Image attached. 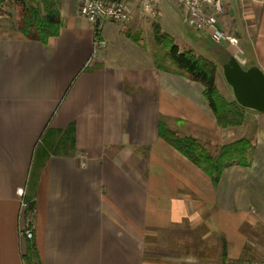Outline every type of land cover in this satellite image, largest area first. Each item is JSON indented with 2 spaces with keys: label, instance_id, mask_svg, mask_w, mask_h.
Returning <instances> with one entry per match:
<instances>
[{
  "label": "crops",
  "instance_id": "crops-1",
  "mask_svg": "<svg viewBox=\"0 0 264 264\" xmlns=\"http://www.w3.org/2000/svg\"><path fill=\"white\" fill-rule=\"evenodd\" d=\"M57 5L60 31L46 43L17 27L18 34L0 35V264H25L29 240L42 264H146L150 233L182 224L208 235L220 264L262 258L264 113L246 109L253 122L245 133L248 161L226 165L214 181L159 132L160 122L199 139L228 131L203 85L167 51L171 67L158 64V53L142 41V30L153 28L155 43H162V25L147 19L161 12L152 18L134 1L132 29L123 32L118 22L90 23L80 15V0ZM224 6L220 26L240 46H220L264 71V0H224ZM183 24L189 29L168 35L180 51L206 57L209 34ZM113 43L124 62L110 60ZM20 187L33 210L22 211Z\"/></svg>",
  "mask_w": 264,
  "mask_h": 264
},
{
  "label": "trees",
  "instance_id": "trees-1",
  "mask_svg": "<svg viewBox=\"0 0 264 264\" xmlns=\"http://www.w3.org/2000/svg\"><path fill=\"white\" fill-rule=\"evenodd\" d=\"M21 11L17 30L24 36L46 43L50 37L56 36L61 27V15L57 0H20ZM166 45L167 52L174 64L190 79L204 87V96L213 110L221 127L240 125L244 120L246 109L241 107L235 99L228 101L220 92L216 84L217 70L221 64L232 56L223 46L215 45L214 51L207 50L209 57L196 56L193 51H180L179 47L168 34L159 36ZM216 53V54H214ZM214 54V56H213ZM212 55V57H211ZM251 50H248V57ZM249 57V58H250ZM256 64L250 60L248 64ZM179 124L181 121L177 120ZM160 135L173 147L185 155L217 181L223 168L233 163L246 164L247 150L250 141L246 138L238 139L223 145L218 153L211 154L200 142L191 136L177 135L164 122L159 125ZM29 211L35 204L31 199L26 200ZM25 264H42L37 246L29 240L24 253Z\"/></svg>",
  "mask_w": 264,
  "mask_h": 264
},
{
  "label": "rangeland",
  "instance_id": "rangeland-1",
  "mask_svg": "<svg viewBox=\"0 0 264 264\" xmlns=\"http://www.w3.org/2000/svg\"><path fill=\"white\" fill-rule=\"evenodd\" d=\"M171 4V1H169V3H161V6H159L161 12L160 17L157 19H147L148 22H152L154 20H158L160 22V25H162L160 30L161 35L164 36L170 33L171 35H176L178 37L179 31H182V29L186 30L188 27L183 24L182 12L177 7L172 6L173 4ZM20 11V0H0L1 36H12L18 34L16 27L20 19ZM143 17L144 16L141 13L136 16L138 19H143ZM131 29L132 23L123 28V32H128ZM151 29L152 30H149V28H144L142 30V41L146 42L148 50L152 55H155L154 53H158V55H155L157 57L156 61L158 64H162V66H168L170 68L171 64L168 62L167 57H163L167 51V47L166 45H163L164 43L162 41V43H155L152 32L153 28ZM178 42L182 45V41L178 40ZM212 42L213 44L208 45V48L209 50L211 49L212 52H215L214 46L220 44L215 43L213 40ZM119 47L120 44L113 43L110 47V50L108 51L109 58L112 62H124V54L121 55L118 50ZM141 49L144 51L143 48ZM155 49L157 51H155ZM196 51L197 54L202 53L201 48L199 47L196 49ZM96 54H102V51L99 49V47L97 48ZM159 55H162L161 60ZM206 55L208 58V51H206ZM221 65L218 68L216 74L217 87L221 94L228 101H231L234 97L232 95L230 86L227 84L224 78ZM245 121L246 117L244 115V120L240 125L227 127V130H230V133L233 131L236 132L234 136L227 131L226 134L211 133L208 134L207 137L200 139L196 137L194 138H196L200 144L213 155L218 153L220 148L225 144L232 143L245 137L248 139L245 133H248V131L251 130L253 122L250 123V121ZM178 125L181 126L182 124ZM171 129L177 133V135L184 137L181 133L178 134V131L175 128ZM232 138L236 140H233ZM207 236L208 235H206L202 229H193L186 224L175 226L169 229H157L156 231H152L146 239V255L147 260L150 261L147 264H220L218 247L214 242L207 240Z\"/></svg>",
  "mask_w": 264,
  "mask_h": 264
},
{
  "label": "built area",
  "instance_id": "built-area-1",
  "mask_svg": "<svg viewBox=\"0 0 264 264\" xmlns=\"http://www.w3.org/2000/svg\"><path fill=\"white\" fill-rule=\"evenodd\" d=\"M136 0H80L79 12L90 23L98 25L101 20L118 22L127 27L135 14L133 2ZM145 13L157 18L160 15L161 0H140ZM180 6L184 11V22L195 29L206 31L211 40L217 44H229L233 47L240 46V39L233 33L220 26V16L225 14L224 0H170ZM25 188L17 190L22 198V211L28 207L25 201ZM28 239L33 238L32 229H22ZM147 264V263H146ZM224 264H264L262 258L253 259H227Z\"/></svg>",
  "mask_w": 264,
  "mask_h": 264
},
{
  "label": "water",
  "instance_id": "water-1",
  "mask_svg": "<svg viewBox=\"0 0 264 264\" xmlns=\"http://www.w3.org/2000/svg\"><path fill=\"white\" fill-rule=\"evenodd\" d=\"M221 69L235 101L245 109L264 113V71L259 65L244 66L232 55Z\"/></svg>",
  "mask_w": 264,
  "mask_h": 264
}]
</instances>
